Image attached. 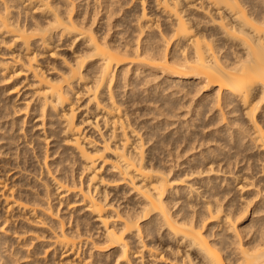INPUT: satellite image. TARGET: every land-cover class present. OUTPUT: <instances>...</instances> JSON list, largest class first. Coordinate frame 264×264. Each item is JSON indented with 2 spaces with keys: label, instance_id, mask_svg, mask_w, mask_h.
Segmentation results:
<instances>
[{
  "label": "bare ground",
  "instance_id": "1",
  "mask_svg": "<svg viewBox=\"0 0 264 264\" xmlns=\"http://www.w3.org/2000/svg\"><path fill=\"white\" fill-rule=\"evenodd\" d=\"M0 264H264V0H0Z\"/></svg>",
  "mask_w": 264,
  "mask_h": 264
},
{
  "label": "rangeland",
  "instance_id": "2",
  "mask_svg": "<svg viewBox=\"0 0 264 264\" xmlns=\"http://www.w3.org/2000/svg\"><path fill=\"white\" fill-rule=\"evenodd\" d=\"M122 200H124V199H122Z\"/></svg>",
  "mask_w": 264,
  "mask_h": 264
}]
</instances>
